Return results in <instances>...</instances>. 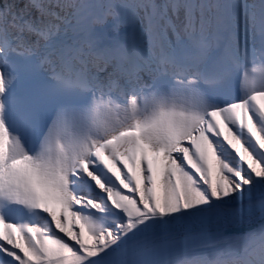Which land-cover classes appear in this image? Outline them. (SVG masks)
<instances>
[{"label":"snow or ice","instance_id":"obj_1","mask_svg":"<svg viewBox=\"0 0 264 264\" xmlns=\"http://www.w3.org/2000/svg\"><path fill=\"white\" fill-rule=\"evenodd\" d=\"M13 7L0 264H264V0H122L99 63L86 0ZM44 67L69 99L37 118L16 84Z\"/></svg>","mask_w":264,"mask_h":264},{"label":"bare ground","instance_id":"obj_2","mask_svg":"<svg viewBox=\"0 0 264 264\" xmlns=\"http://www.w3.org/2000/svg\"><path fill=\"white\" fill-rule=\"evenodd\" d=\"M75 2L76 0H62L63 4ZM86 2L91 5V7L85 13L88 18L87 23L89 25H93V22L98 16L107 17L105 23H96L91 28V37L95 43L97 42L95 45L98 52L100 53V55L94 59V62L99 63L103 56V50L115 49L119 47L123 43L124 37L130 29L126 25H118L115 18L107 16L110 6L119 4L122 2V0H86ZM250 2H252V0H250ZM28 3L29 0H0V9L4 8L5 4H9L14 6L13 11L19 12L21 9H25V6L28 5ZM36 3H47V0H36ZM26 11V19L30 17L31 19L35 20L40 15L36 7H28ZM45 19L47 20L49 18L45 17ZM92 33L96 35L92 36ZM26 38L32 41L36 40L34 35L27 33ZM18 51H23V49ZM108 70L111 71L110 68ZM255 71L257 74L264 73V68L257 67ZM39 75L41 76L45 74L41 72ZM247 228L248 225H241L237 226L234 231L243 232L246 231Z\"/></svg>","mask_w":264,"mask_h":264},{"label":"clouds","instance_id":"obj_3","mask_svg":"<svg viewBox=\"0 0 264 264\" xmlns=\"http://www.w3.org/2000/svg\"><path fill=\"white\" fill-rule=\"evenodd\" d=\"M201 111H204V109H201ZM98 138H99V139H105V138H107V137L101 135V136H99Z\"/></svg>","mask_w":264,"mask_h":264}]
</instances>
